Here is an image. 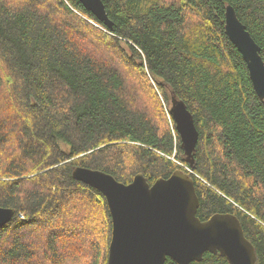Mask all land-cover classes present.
Here are the masks:
<instances>
[{
    "label": "trees",
    "instance_id": "trees-1",
    "mask_svg": "<svg viewBox=\"0 0 264 264\" xmlns=\"http://www.w3.org/2000/svg\"><path fill=\"white\" fill-rule=\"evenodd\" d=\"M102 1L111 28L78 0H0V264H107L105 197L72 170L184 171L172 100L198 131L196 216L235 215L264 264V99L224 28L230 5L264 60V0Z\"/></svg>",
    "mask_w": 264,
    "mask_h": 264
},
{
    "label": "water",
    "instance_id": "water-1",
    "mask_svg": "<svg viewBox=\"0 0 264 264\" xmlns=\"http://www.w3.org/2000/svg\"><path fill=\"white\" fill-rule=\"evenodd\" d=\"M99 21L111 28L102 0H78ZM225 33L241 53L256 94L264 99V60L260 47L232 6L225 7ZM169 112L189 165L198 141L190 112L180 100H172ZM72 177L105 197L112 220L107 264H177L200 261L205 252L220 253L228 264H256L253 245L244 235L239 219L216 213L206 220L196 216L199 198L194 180L177 169L167 178L149 184L141 174L125 184L112 175L77 166ZM12 208L0 207V226L12 217Z\"/></svg>",
    "mask_w": 264,
    "mask_h": 264
},
{
    "label": "built area",
    "instance_id": "built-area-1",
    "mask_svg": "<svg viewBox=\"0 0 264 264\" xmlns=\"http://www.w3.org/2000/svg\"><path fill=\"white\" fill-rule=\"evenodd\" d=\"M170 158H171L173 161H175L178 165H180V166L184 169L185 172L190 173V174H192L193 176H195V177L198 178L197 174L194 173L193 169H192L189 165H186V164H184V163H182V162L176 161V160L174 159L173 156H170Z\"/></svg>",
    "mask_w": 264,
    "mask_h": 264
},
{
    "label": "clouds",
    "instance_id": "clouds-1",
    "mask_svg": "<svg viewBox=\"0 0 264 264\" xmlns=\"http://www.w3.org/2000/svg\"><path fill=\"white\" fill-rule=\"evenodd\" d=\"M185 164V163H184ZM186 165H189V164H186ZM190 166V165H189ZM191 167V166H190ZM192 168V167H191ZM185 172V171H184ZM186 174H188L189 176H190V174L189 173H187V172H185ZM190 177H192V176H190Z\"/></svg>",
    "mask_w": 264,
    "mask_h": 264
},
{
    "label": "rangeland",
    "instance_id": "rangeland-1",
    "mask_svg": "<svg viewBox=\"0 0 264 264\" xmlns=\"http://www.w3.org/2000/svg\"><path fill=\"white\" fill-rule=\"evenodd\" d=\"M169 106H170V105H169ZM63 149H64V150H67V147H66V146H63Z\"/></svg>",
    "mask_w": 264,
    "mask_h": 264
}]
</instances>
